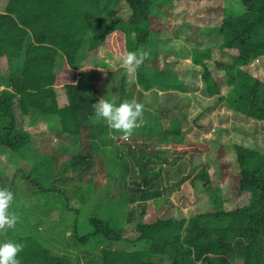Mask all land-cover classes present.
Returning a JSON list of instances; mask_svg holds the SVG:
<instances>
[{
    "label": "trees",
    "instance_id": "trees-1",
    "mask_svg": "<svg viewBox=\"0 0 264 264\" xmlns=\"http://www.w3.org/2000/svg\"><path fill=\"white\" fill-rule=\"evenodd\" d=\"M222 1L223 16L218 27L199 31L193 25H178L174 35H216L220 37L221 50L236 52L230 63H215L228 89L223 97L225 108L231 111L234 120H250L255 126L264 124V84L243 70L257 55L254 30L256 19L264 18V0ZM167 2L169 0L5 1L0 11V59L6 63V69L0 73V86H3L0 89V152L19 154L23 147L31 144L32 132L21 128L25 123L28 128L37 125L36 132L44 127L81 145L67 158L51 149L48 154L33 151L31 163L18 167L14 173L19 174L33 191L29 201L18 204L15 209L25 213L34 209L48 216L58 207L63 214H71L73 230L64 247L76 249L79 255L49 247L38 235L12 229L5 232V238L24 245L19 255L21 264H233L232 259L237 258L242 259V264H264V153L236 143L232 147L239 171L237 194H249L245 206L224 210L214 172H197L191 183L207 180L204 183L209 185L213 195L212 212L189 219L168 216L150 224L138 221L136 241L143 242L146 249L130 253L111 251L115 244L126 242L121 230L132 216L127 211L129 204L137 201V204H144L161 195L155 185L157 175L166 180L169 190L177 189L189 176L184 174L185 165H173L170 161L177 157L176 154L148 153L139 141L152 144L163 138L165 144H180L184 138L179 132L165 130L163 123L142 124L130 136L132 140H139L135 146L124 143L125 149H114L113 136L120 133H112L103 122L95 119L92 105L98 103L99 97L88 85V80L86 83L81 76L75 84H64L65 103L59 105L55 67L58 65L59 69L65 63L72 70L79 69L87 54L96 50L107 35L120 32L124 35L127 51L147 52L148 56L133 76L140 91L135 92L134 85L127 89L131 77L121 69L118 98L108 100L119 104L131 101L137 94L138 103L158 101L164 118L173 110L180 111L178 94L191 93V83L183 75L157 68L149 60V52H152L149 44L155 37L150 31V10L157 4L167 5ZM121 9L126 10L127 16L119 13ZM199 74L206 98L191 93L200 108L196 117L204 113L208 116L220 106L221 98L216 79L206 67L202 66ZM146 93L150 94L145 96ZM240 133L252 139L256 128L242 129ZM153 138L157 139L153 141ZM100 143L101 151L98 149ZM99 154L105 159L111 155L120 159L118 166L106 169V175L109 182L119 178L117 182L125 189L116 195L108 191L109 201L105 207L87 206L88 196L77 198L81 189L77 184L90 173ZM216 168L220 174L219 164ZM128 173L137 175V181L130 182L131 189L126 181ZM3 181L10 187L11 182ZM1 185L0 181V188ZM128 190L134 193L129 195ZM73 201L76 205L70 209ZM84 212H88L85 222L91 229L80 232L79 220ZM144 255L156 261L146 260Z\"/></svg>",
    "mask_w": 264,
    "mask_h": 264
},
{
    "label": "rangeland",
    "instance_id": "rangeland-1",
    "mask_svg": "<svg viewBox=\"0 0 264 264\" xmlns=\"http://www.w3.org/2000/svg\"><path fill=\"white\" fill-rule=\"evenodd\" d=\"M5 1L0 0V10L3 9ZM223 7L224 1L222 0H169L167 5L157 4L150 10V31L155 34V37L151 38L149 44L148 49L152 51L149 52V60L153 61L157 68L162 70L169 69L181 76L183 75L192 85L191 93L202 98H206V95L199 70L202 66L206 67L210 74L215 77L220 88V106L208 116L204 113V115L196 117L200 108L192 99L190 92L182 93L178 94L181 101V110L178 112L173 110L164 118L159 111L158 101L155 100L153 103L145 101V103L143 102L144 104L140 102L143 105V116L139 125L163 123L164 129L168 130V132H179L184 138L183 142L167 145L164 143V139L160 138L151 144L138 139L132 140L130 137L128 140H122L120 139L121 134H118L114 138V149L117 147L125 149L124 143L134 145L135 142L138 143L139 141V144H142V147L148 153H162V151H165L169 154H176L177 157L170 159V161L173 165H185L184 174L189 176L177 189L169 190L166 186V180L162 179L161 175H157L155 185L161 191V195L146 201L144 204L140 203V207L138 206L140 204H137L138 201L129 204L127 211L131 212L132 216L129 221L124 222L121 230V236L126 242L115 244L111 249L112 252L123 251L130 253L146 249L147 246L143 242L136 241L138 233L135 230V225L138 221L143 224H150L159 218L168 216L189 219L200 213L212 212L211 200L213 195L209 185L204 183L207 180L191 183V179L194 178L197 172L203 171L207 174L214 172L217 177L224 210H233L247 204L249 194H237L239 171L232 146L236 143L264 153V124L258 123L255 126L250 120L242 118L234 120L232 117L234 115L225 108L223 97L228 89L223 84L222 76L218 73L215 63L217 61L230 63L236 52L221 50V40L216 35L206 37L198 34L191 36L187 35V33H181L179 37L174 35L178 25H193L201 31L218 27L222 20ZM119 13L127 16L125 9H121ZM254 35L257 55L243 70L264 84L263 17L256 19ZM126 51L124 35L120 32H113L106 36L105 41L100 43L96 50L88 53L86 60L81 64L83 68L81 74L90 79L91 82L88 85L96 92L99 100L101 98L111 100L118 98L117 87L122 75L119 64L122 54ZM185 51H188L189 54L185 53ZM63 64L66 65L62 63L60 68L57 69L62 75L58 82L55 83V86L58 85L55 88L58 95L57 101L60 105L65 102L63 85L75 83L79 77V72H70L66 70L67 67L62 68ZM193 70L196 72H193ZM192 72L193 76L191 75ZM133 78L131 77L127 89H130L131 85L135 86ZM149 94L146 93L145 96ZM136 95L131 101L137 102ZM36 126L28 128V131L32 132V141L29 146L22 148L21 153L12 154L4 150L0 152L1 188L8 187L14 190V201L11 205V211L18 217L14 229L25 230L30 235H38L41 241L46 240L49 243V247L79 255L76 249H66L64 247L65 241H67L70 232L73 230V217L71 214H63L58 207H55V210L50 212L48 216L40 215L34 209L30 213L15 209L18 204L28 202V197L33 192L32 188L26 185L19 177V174H14L18 167L31 163L33 151L48 154L51 149L57 151L58 156L63 154L66 155L64 158H67L70 153L77 152L79 146H81L79 145L80 143L77 145V141L74 142L73 139L61 133L56 134L43 128L40 129L41 131L36 132L38 131ZM22 127L27 128L26 124H23ZM38 127L40 128L39 125ZM253 127L256 128V134L254 133L252 139L249 137L250 135L242 136V133H240L242 129L249 131ZM156 139L153 138V141ZM101 146L100 143L98 148L100 151ZM206 155L211 156L205 158ZM99 156L93 163L90 173L84 177L82 182L77 184V186L80 184L81 188L77 198L88 196L86 200L87 206L99 207L101 205L105 207L109 201L108 191H113L116 195L119 194L120 190L125 189V187H121V182H117L119 178L114 182H109V178L106 175V169L118 166L120 159L114 157V155L107 156L106 159L103 158V155L99 154ZM218 164L220 174L216 170ZM128 174L126 181L129 182L131 189L132 184L130 182L137 181V175L134 173ZM3 180L11 182L10 187L3 183ZM73 185L76 186V183H73ZM126 193L130 195L134 192L128 190ZM75 202L73 201L69 204L70 209L74 208ZM103 212L104 214H109L108 211ZM86 215L88 216V212H84V216L82 215L81 220H79L81 223L80 232H84V229L85 231L91 229L85 222ZM0 241H6L5 232L0 233ZM144 258L149 261H156L155 258L148 255H144ZM79 260L83 261L81 255ZM232 263L242 264V259H232Z\"/></svg>",
    "mask_w": 264,
    "mask_h": 264
},
{
    "label": "clouds",
    "instance_id": "clouds-1",
    "mask_svg": "<svg viewBox=\"0 0 264 264\" xmlns=\"http://www.w3.org/2000/svg\"><path fill=\"white\" fill-rule=\"evenodd\" d=\"M147 56V52L126 51L121 56L119 67L126 76L133 77ZM92 108L95 119L103 122L112 133H120L122 140H128L142 122L143 105L135 101L125 100L117 104L101 98ZM13 201L14 193L7 188H0V233L14 229L17 224L18 217L11 211ZM23 247L20 242L0 241V264H21L19 255Z\"/></svg>",
    "mask_w": 264,
    "mask_h": 264
},
{
    "label": "crops",
    "instance_id": "crops-1",
    "mask_svg": "<svg viewBox=\"0 0 264 264\" xmlns=\"http://www.w3.org/2000/svg\"><path fill=\"white\" fill-rule=\"evenodd\" d=\"M0 11H2V10H0ZM86 60V59H85ZM84 60V61H85ZM58 66V65H57ZM57 66L55 67V83L56 82H58V80H59V78L61 77V75H60V73L61 72H59L58 70H57ZM64 67H67L66 65H64L63 64V67L62 68H64ZM59 68H60V66H59ZM6 69V63L4 62V60H3V58L2 59H0V73H3V71ZM161 69V68H160ZM66 70H68V71H70V72H79V77H78V80L75 82V83H77V82H79L80 80H81V78L83 77V78H85V82L87 83V80H89L88 82H91L90 81V79H88V78H86L85 77V75H83V74H81L82 72H83V68L81 67V68H79V69H77V70H72V69H70V68H66ZM82 76V77H81ZM75 83H72V84H75ZM2 85V84H1ZM56 86H58V85H56ZM55 86V87H56ZM136 88H139L137 85H135V91L137 90ZM0 89H3V86H0ZM139 90L140 89H138L137 90V92H139ZM55 91H56V88H55ZM57 93V92H56ZM57 97H58V95H57ZM64 99H65V97H64ZM65 103V102H64ZM59 105H60V103H58ZM26 124V126H27V123H25ZM24 124V125H25ZM151 124V123H150ZM21 128H23V127H21ZM44 128V127H43ZM24 129H27L28 130V126H27V128L25 127ZM168 145V144H167ZM166 148V147H165ZM166 153L165 151H162V153ZM166 154H169V153H166Z\"/></svg>",
    "mask_w": 264,
    "mask_h": 264
}]
</instances>
